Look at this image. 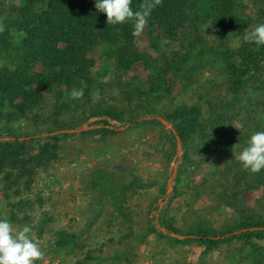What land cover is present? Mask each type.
<instances>
[{"label": "rangeland", "instance_id": "obj_1", "mask_svg": "<svg viewBox=\"0 0 264 264\" xmlns=\"http://www.w3.org/2000/svg\"><path fill=\"white\" fill-rule=\"evenodd\" d=\"M209 1L193 0L198 17L177 38L149 24L127 43L131 48L109 42L92 48L94 84L81 99H72V90L62 85L42 91L44 103L29 119L9 117L10 109L0 115V140L36 137L27 148L31 175L8 190L0 173V219L17 229L31 227L29 235L44 252L34 264H264V239L252 240L261 250L254 256L240 239L203 255L200 242L166 231L172 225L190 236L199 230L239 234L236 207L242 211L243 205L245 217L264 218V170L254 180L235 159L252 134L264 131V94L250 88L238 96L229 92L223 57L232 56L241 37L206 17ZM25 4L0 0L5 29L0 36L7 32L0 69L24 66L26 33L18 27L23 21L18 9ZM239 9L241 16L254 18L252 31L264 17V0H239ZM59 37L55 43L62 46ZM166 60L177 62L169 74L170 91L152 94L149 77ZM29 68L45 71L42 64ZM232 101L236 109L227 112L224 105ZM183 108L199 109L205 128L194 129L185 142L180 138L178 154L172 131L145 118L176 123ZM103 118L121 131L98 128L95 123ZM133 120L137 125L128 127ZM64 234L75 238L61 247Z\"/></svg>", "mask_w": 264, "mask_h": 264}, {"label": "trees", "instance_id": "obj_2", "mask_svg": "<svg viewBox=\"0 0 264 264\" xmlns=\"http://www.w3.org/2000/svg\"><path fill=\"white\" fill-rule=\"evenodd\" d=\"M142 3L143 0H132L131 6L134 10H139ZM192 3L193 0H162V3L151 11L147 25H159L169 37L177 38L187 24L190 26L195 24L198 12ZM239 10V0H210L206 17L214 25H219L226 31H237L241 37V44L232 56L223 57L227 68L229 92L238 96L250 88L264 94V46L244 41V35L251 32L254 18L241 16ZM18 11L23 17L18 27L26 33L24 66L18 70L0 69V115L10 109L9 117L17 119H29L31 114L42 107L44 103L42 91L53 92L54 89L65 85L70 90L83 88L84 95H88L94 84L92 73L95 67L94 59L89 56L90 50L101 42L121 44L120 48H131L127 43L131 44L135 37L131 21L107 25L106 14L98 12L95 4L88 3L86 0L78 3H71L70 0H26L25 6ZM259 20V24L264 23V17H259ZM59 33L61 36L59 43L62 46L55 43ZM6 34L7 32L0 36V46L7 44ZM3 48L6 47L3 46ZM126 57V55L121 56L122 62L128 64ZM32 63L42 64L45 71H31L29 66ZM176 63V60L173 62L166 60L163 67L154 66V72L148 81L149 92L162 94L164 91L166 93L170 91L169 74ZM227 104L224 105L227 112L236 109L235 102ZM176 115L178 122H171V124L184 142L195 131L194 129L198 127L202 133L205 128L199 119L197 108H183ZM113 118L118 119L116 116ZM154 122L162 125L159 121ZM137 123L138 120H133L128 127L131 128ZM190 123L192 124L189 125ZM95 125L109 134H117L122 129L114 126L107 118L97 121ZM171 138L174 142L173 132ZM35 140L36 137L25 140L18 138L0 140V173L4 176L8 190L18 186L23 179L31 175L29 169L31 160H28L26 156L29 155L28 144ZM208 153L209 151H205L206 159H208ZM250 176L254 180L256 177L261 178L257 173ZM248 182L245 178V185H248ZM237 184L240 186L241 180H238ZM243 207L242 211L236 207L242 219L238 226V231L241 232L239 234L229 232L220 237L214 236L215 232L211 234L199 230L194 234L195 236H190L183 234L172 225H167L166 231L172 235L185 236L186 241L200 242L206 248L203 255L220 243L240 239L251 246V253L254 256L261 250L253 244L252 240L264 239V218L256 219L253 215L245 217L243 213L246 212V207L244 205ZM253 228L257 229L250 230ZM64 236L66 237L60 240L61 247L69 245L75 238L73 235L69 237L64 234ZM219 237L224 240H218ZM258 263V260L253 261V264Z\"/></svg>", "mask_w": 264, "mask_h": 264}, {"label": "clouds", "instance_id": "obj_3", "mask_svg": "<svg viewBox=\"0 0 264 264\" xmlns=\"http://www.w3.org/2000/svg\"><path fill=\"white\" fill-rule=\"evenodd\" d=\"M161 3L162 0H143L139 10H134L132 0H95V8L106 14L107 25L132 21L133 36H140L147 27L151 11ZM4 30V25L0 23V32ZM244 41L264 46V23L247 32ZM83 95V88L73 89L71 92V97L75 100L81 99ZM235 159L242 164L243 169L253 174L264 170V131L252 134L247 146ZM31 231L28 225L17 229L9 220L0 219V264H34L43 259L44 252L29 235Z\"/></svg>", "mask_w": 264, "mask_h": 264}, {"label": "water", "instance_id": "obj_4", "mask_svg": "<svg viewBox=\"0 0 264 264\" xmlns=\"http://www.w3.org/2000/svg\"><path fill=\"white\" fill-rule=\"evenodd\" d=\"M146 120H156V121H159L160 123H162V125L169 131H172L173 134L175 135L176 137V140H177V144H178V154H181L182 153V144H181V140H180V137L178 135V132L175 130L174 126L168 122L167 120H165L164 118L162 117H158V116H155V117H148V118H145ZM63 132H68V131H63ZM60 132H54V133H51L50 135H56ZM177 173H178V165H174V171H173V175L171 177V179L169 180V183H168V196L171 195V192H172V189H173V179L177 176ZM257 229V228H255ZM255 229H250V230H255ZM163 232H165V230L162 229ZM245 231H248V230H245ZM176 236V235H175Z\"/></svg>", "mask_w": 264, "mask_h": 264}]
</instances>
